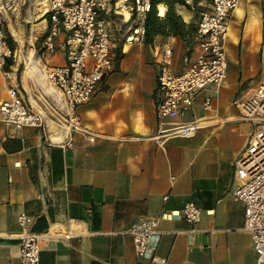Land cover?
<instances>
[{
	"label": "crops",
	"instance_id": "0c3cea01",
	"mask_svg": "<svg viewBox=\"0 0 264 264\" xmlns=\"http://www.w3.org/2000/svg\"><path fill=\"white\" fill-rule=\"evenodd\" d=\"M23 8L28 31L18 20ZM176 8L186 24L196 25L202 13L195 21L194 6ZM44 9L38 0H20L17 12L2 16L18 46L28 43L25 67L32 60L40 68L34 56L40 57L48 31ZM192 37L191 47L172 36H157L152 44H117L121 59L91 99L76 109L83 125L96 135L94 142L79 134L68 136L57 114L64 112L61 94L42 77L41 68L31 76H24L25 67L19 72L13 55L8 70L0 71V102L8 88H16L26 106L43 114L49 135L0 122V264H22L15 238L22 213L32 219V232L59 222L74 235L42 242L39 264H158L138 257L126 233L140 217L158 220L162 234L155 255L166 264H255L252 237L243 230L244 205L232 191L233 163L254 129L253 123L240 119L237 102L264 78V0H240L231 14L227 41L235 48L230 57L235 78L228 80L227 72L218 94L207 87L189 111L173 120L201 119L209 125L191 138H157L154 92L160 51L164 43L173 45L172 68L180 73L182 56L197 50ZM62 38H55L54 53L60 51L62 63L45 61L53 54L44 57L45 65L65 64ZM179 46L183 52L178 59ZM223 87L228 91L221 95ZM207 97L213 99L211 111L203 108ZM69 138L73 147L62 149L59 145ZM231 144L235 149L227 153ZM191 201L203 210L198 224L190 225L183 217L161 219Z\"/></svg>",
	"mask_w": 264,
	"mask_h": 264
},
{
	"label": "built area",
	"instance_id": "2783aa9c",
	"mask_svg": "<svg viewBox=\"0 0 264 264\" xmlns=\"http://www.w3.org/2000/svg\"><path fill=\"white\" fill-rule=\"evenodd\" d=\"M38 1L43 4L49 23L40 57L53 55L57 50L55 38L63 36L61 43L65 49V64L45 65L42 69L44 78L63 98L65 107L61 125L69 137L79 134L88 142H94L96 135L83 125L76 109L91 99L114 70L120 56L117 44L144 41V20L151 10L152 0ZM239 3L240 0L210 1L209 8L200 14L196 24L194 40L197 50L191 53L192 49L182 56V72H174L173 45L164 43L159 54L154 92L159 126L157 138H191L196 134L197 121L176 123L173 120L189 111L196 97L207 87L212 86L215 93H219L227 77L225 44L231 14ZM19 6L20 0H0V71L7 64V59L13 57L5 39L2 16L17 12ZM113 19L120 20L125 27L128 23L134 25L116 33L111 27ZM237 104L240 119L253 123L254 129L233 163L236 185L232 197L244 205L243 230L252 237L255 264H264V78ZM203 108L211 111L213 99L205 98ZM0 122L16 128H38L47 138L49 135L43 114L26 106L16 88H8L6 98L0 102ZM59 146L62 149L72 148L73 141L69 138ZM202 212V208L191 201L181 211L163 213L161 219L183 217L190 225H196ZM31 221L25 213L18 217L21 232L15 238L20 241L22 264H39L42 242L74 237L67 225L59 222L51 223L41 233L32 232L29 228ZM126 233L132 237L138 257L151 263L166 264V259L155 255V244L162 234L157 219L140 217L129 225Z\"/></svg>",
	"mask_w": 264,
	"mask_h": 264
},
{
	"label": "trees",
	"instance_id": "16d2710c",
	"mask_svg": "<svg viewBox=\"0 0 264 264\" xmlns=\"http://www.w3.org/2000/svg\"><path fill=\"white\" fill-rule=\"evenodd\" d=\"M158 4H163L167 8L164 17H160L157 13ZM176 6H184L187 9H190L194 4H188L187 0H152L151 10L147 13L144 20V42L146 44H152L157 36L163 38L172 36L181 39L188 47H191L192 36L195 33L196 25L193 23L186 24L175 10ZM4 35L8 46L11 50L14 49L15 41L12 35L5 29ZM120 59L121 57L119 56L117 61ZM12 62V57L7 59L5 70H8V67Z\"/></svg>",
	"mask_w": 264,
	"mask_h": 264
},
{
	"label": "rangeland",
	"instance_id": "374dc122",
	"mask_svg": "<svg viewBox=\"0 0 264 264\" xmlns=\"http://www.w3.org/2000/svg\"><path fill=\"white\" fill-rule=\"evenodd\" d=\"M209 1L210 0H192L191 1V5L194 4V8H195V10H194V13H195L194 20L195 21L198 19L200 12H203V11L207 10V6L209 4ZM176 9L177 8L175 7V10ZM166 10H167V8H166ZM109 19H112V18L110 17ZM18 20L22 23V25L24 27H26V30L28 31L29 24L26 22V20H27L26 8H23L21 10L20 17H18ZM13 21H15V17L13 18ZM120 23L121 22L118 19H113L112 20L111 27H112V30L114 32L116 31V33H117L118 31H123V30L126 31V29L129 26L134 25L133 23H128V25H126V27H125V26H122ZM4 29L7 30L11 34V32H10L11 28L7 27L5 25V22H4ZM12 37L14 39L13 35H12ZM163 39H165V38H163ZM162 41H164V40H162ZM142 42H144V41H142ZM176 48L178 49L176 54L178 55V59H179L182 56V52H183L182 51V47L179 46V47H176ZM234 50H235L234 46L232 44H230L229 41H227L226 44H225V53H226L228 62L230 61V57L233 54ZM11 51H12V53L14 55V57H13L14 63H16V62L18 63L19 72H20L25 67L26 60L28 59V51H29L28 50V43H25L24 46L21 48L15 42V48L12 49ZM35 57L38 60H40V68L44 69V66H45V63L43 61L44 57H38L37 53H35ZM62 60H63V58L61 57L60 51H58L56 54H54V57H52V58H47V57L45 58V61H47V62L49 61V62H53V63H62ZM227 72H228V77H229L228 80H233L235 78V75H236V66L233 63L231 64V61H230V66H229V69H228ZM48 88H50V87L48 86ZM226 91H228L227 88L223 87L221 89V93L220 94L224 95L226 93ZM194 114L195 115H199L201 113L199 111L194 110ZM203 134L207 135L208 133H203ZM233 149H235V145L231 144L226 151H227V153H230V152L233 151Z\"/></svg>",
	"mask_w": 264,
	"mask_h": 264
},
{
	"label": "bare ground",
	"instance_id": "6f19581e",
	"mask_svg": "<svg viewBox=\"0 0 264 264\" xmlns=\"http://www.w3.org/2000/svg\"><path fill=\"white\" fill-rule=\"evenodd\" d=\"M39 2V1H38ZM165 6L162 4H159L158 6V11H159V16L160 17H164L165 15ZM158 13V12H157ZM35 57V56H34ZM40 70L39 66H38V62L35 61H30L26 64L25 70H24V76H31L32 74H34L35 72H38ZM42 77L44 78V73L43 70L40 71ZM45 79V78H44ZM52 110H54L53 108H51ZM59 118L61 119V114L57 113ZM231 120V119H230ZM209 124L201 119L197 120V129L200 130L203 127H207Z\"/></svg>",
	"mask_w": 264,
	"mask_h": 264
}]
</instances>
